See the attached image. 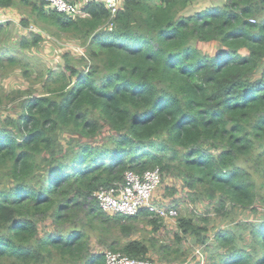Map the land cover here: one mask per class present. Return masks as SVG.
<instances>
[{
    "label": "trees",
    "instance_id": "16d2710c",
    "mask_svg": "<svg viewBox=\"0 0 264 264\" xmlns=\"http://www.w3.org/2000/svg\"><path fill=\"white\" fill-rule=\"evenodd\" d=\"M194 1L124 0L112 16L98 0L79 4L74 15L47 12L46 0H0V14L14 8L22 25L35 20L81 48L63 52L44 79L33 78L41 66L30 70L26 52L44 35L24 31L7 44L0 25V75L22 70L31 78L10 92L0 86V264H105L90 233H114L111 223L120 233L109 248L148 258V244L128 238L138 229L129 220L142 217L157 229L162 218L144 209L124 221L91 198L128 169L159 166L162 181L181 179L217 216L233 208L261 214L264 0H224L192 12ZM210 41L221 43L218 53L199 46ZM8 99H18V115L1 110ZM210 210L179 216L175 241L192 236L206 244ZM262 215L236 230L219 227L209 264H264ZM47 219L55 229L41 234ZM245 230L249 240L239 241ZM160 252L168 262L187 253L168 244Z\"/></svg>",
    "mask_w": 264,
    "mask_h": 264
},
{
    "label": "rangeland",
    "instance_id": "374dc122",
    "mask_svg": "<svg viewBox=\"0 0 264 264\" xmlns=\"http://www.w3.org/2000/svg\"><path fill=\"white\" fill-rule=\"evenodd\" d=\"M84 1L90 0H81L77 1V6L82 4ZM224 0H195L190 7L189 10L200 11L205 7L212 5L213 3L222 4ZM9 11V10H8ZM54 11V10H53ZM60 13H64L63 11H57ZM79 9L71 15L78 14ZM10 20L6 24L7 31L4 33L3 42L7 44H12L13 42H17L18 38H20L22 32H28L29 27L33 25L36 27V30H39L44 35L43 39L39 41V45L33 49L31 52H26V55L31 56L32 60L27 64L28 67L36 68V65L41 66L40 70L34 71L31 74V77L35 78H45L47 73V69L45 68H55L61 62V55L63 52L67 50H81V48L75 43L74 40L68 39L67 37L59 38L54 28L51 30H43L42 27L35 21L31 20L27 26L21 24V14L17 13V11H13L12 9L9 11ZM199 46L209 54H216L221 49L222 45L217 41L210 42H199ZM8 46L5 44L4 48ZM19 56L23 59L25 55L23 52L19 51ZM43 63V65H42ZM26 65V63L24 64ZM22 70H16L12 72L8 76H1L0 78V86L10 92L19 87L28 86L27 82L30 81V73L28 76L23 75L21 73ZM30 78V79H29ZM35 79L38 87V90H42V84ZM36 92H39L35 90ZM35 93V92H34ZM23 97V94L20 96ZM6 105L1 107V110L4 109L8 113H12L11 115H18L20 113V106L18 103V99L16 101H12V99L5 100ZM14 102V103H12ZM61 140L67 145V137L61 136ZM144 171V170H143ZM142 172V171H138ZM193 190H189L185 188L183 185V181L177 178L174 175H167L162 183L155 190V199H158L162 203L168 204L169 206H174L177 209L178 214L175 216L161 217V221H158V227L155 228V224L147 223L142 217L130 219V222L135 223L138 227L137 230L132 232L129 235V239L139 238L142 239L149 246L148 259L152 262V264H209L210 258L218 252L219 247L214 244V234L219 227H232L233 229H237L235 224L237 222H247L248 220H254L262 215V211H264V204L259 203L261 214H255L253 212L245 213L240 208H233V212L227 217H220L215 214L213 211L210 202L207 198L202 197L199 200H194ZM212 202H216L212 201ZM229 206V203H228ZM210 208L211 220L208 222V226L210 227L207 235L209 236V241L206 244H199L195 241V238L192 236L183 238L181 243L176 242V233L180 232V228L177 223V219L179 216H200L201 214H205L207 209ZM230 208V207H228ZM128 216H125L123 219L127 221ZM199 220V219H197ZM201 221V220H199ZM202 222V221H201ZM205 223V222H203ZM111 228L114 233H100V231H92L90 233V246L93 252L102 251L109 249V243L112 242V237L116 236L120 233L119 229L115 228V225L111 223ZM41 234L45 231L54 230V223L50 219L44 220L40 224ZM249 230H245V235L238 239L239 241L243 239L245 242L249 240V235H247ZM102 234V235H100ZM123 238H127L126 236H122ZM162 244H168L173 248H180L182 251H186V255L180 257L177 260L168 259L169 262L165 259V253L160 252V247ZM174 253L170 250L168 256H173ZM167 261V262H166Z\"/></svg>",
    "mask_w": 264,
    "mask_h": 264
},
{
    "label": "built area",
    "instance_id": "2783aa9c",
    "mask_svg": "<svg viewBox=\"0 0 264 264\" xmlns=\"http://www.w3.org/2000/svg\"><path fill=\"white\" fill-rule=\"evenodd\" d=\"M46 10L63 11L71 14L79 9L76 3L70 0H46ZM103 2L114 16L123 4L124 0H98ZM78 4V3H77ZM11 18L0 14V25L7 23ZM251 21H256L251 18ZM30 31H38L31 25ZM162 183V171L159 166L138 172L134 169L125 171L123 181L116 182L111 186H101L91 198L98 203L99 207L108 213H120L125 216H136L146 209L154 217H168L178 214L176 207L169 206L155 199V190ZM105 264H152L148 258L130 256L124 252L107 249Z\"/></svg>",
    "mask_w": 264,
    "mask_h": 264
},
{
    "label": "crops",
    "instance_id": "0c3cea01",
    "mask_svg": "<svg viewBox=\"0 0 264 264\" xmlns=\"http://www.w3.org/2000/svg\"><path fill=\"white\" fill-rule=\"evenodd\" d=\"M5 9H7V8H5ZM10 10H11V8L9 9V11H10ZM12 10H13V11H17V13L20 14V12H19L18 10L14 9V8H12ZM9 11L3 10L2 13L6 14L7 16H9ZM9 17H10V16H9Z\"/></svg>",
    "mask_w": 264,
    "mask_h": 264
},
{
    "label": "clouds",
    "instance_id": "9594fccd",
    "mask_svg": "<svg viewBox=\"0 0 264 264\" xmlns=\"http://www.w3.org/2000/svg\"><path fill=\"white\" fill-rule=\"evenodd\" d=\"M71 1V0H70ZM77 3V2H76ZM45 10H46V8H45ZM47 11V10H46ZM48 12V11H47ZM30 30H28V32H29Z\"/></svg>",
    "mask_w": 264,
    "mask_h": 264
}]
</instances>
